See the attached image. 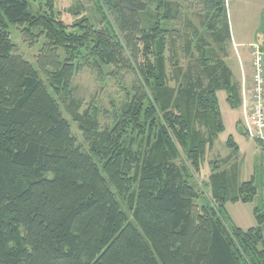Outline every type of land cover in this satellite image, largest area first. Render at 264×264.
<instances>
[{
	"label": "trees",
	"instance_id": "16d2710c",
	"mask_svg": "<svg viewBox=\"0 0 264 264\" xmlns=\"http://www.w3.org/2000/svg\"><path fill=\"white\" fill-rule=\"evenodd\" d=\"M55 1L48 0V14L36 15L27 0H0V264H264V207L254 209L258 226L248 231L226 207L253 203L255 182H234L231 193L227 172L214 170L207 185L213 203L195 186L224 131L218 92L227 93L231 108L242 105L227 63L213 52L231 40L228 0H195L208 37L185 15L188 0H92L102 29L84 20L76 33L54 17ZM185 20L191 32L167 27ZM11 26L27 36L39 30L51 51L66 50L69 58L48 79L72 107L78 58L137 74L111 130H99L97 110L73 111L91 154L78 146L37 69L16 53ZM193 47L208 85L196 89L177 61L170 75L185 85L171 87L167 51L190 57ZM129 136L145 142L142 154L125 148ZM227 146L239 151L233 138ZM116 194L130 201L132 218Z\"/></svg>",
	"mask_w": 264,
	"mask_h": 264
},
{
	"label": "rangeland",
	"instance_id": "374dc122",
	"mask_svg": "<svg viewBox=\"0 0 264 264\" xmlns=\"http://www.w3.org/2000/svg\"><path fill=\"white\" fill-rule=\"evenodd\" d=\"M27 1L33 14L42 15L50 12L48 0ZM227 7L231 40L222 52H219L217 47H213V52L233 69L235 76L232 81L235 83L238 77L240 79L242 77V61H245L246 57L252 59V56L249 55V45L258 43L264 48V0H228ZM53 8L54 17L64 23L68 32H78L74 26L84 20H87L96 30L102 29L92 0H57L53 3ZM201 8L195 0H188L183 4L185 15L191 17L189 19L191 25L198 28L201 37H208L206 27L201 23L197 14ZM106 12L114 27L117 28L113 14L107 10ZM144 19L148 20L146 16ZM187 22L188 20H185L169 24L167 27L191 32L192 30L186 27ZM32 32L34 36H27L22 27L11 26L9 28L10 39L16 46V53L37 69L50 94L58 101L62 115L70 124L71 134L77 140L78 146L86 154H91V145L87 139L89 135L85 136L80 123L73 117V111L83 115L85 112L92 114L95 109L97 114L94 116V122L99 130H111L134 95L133 88L138 81L137 74L128 67H98L91 60L83 61L78 58L75 64L79 67L71 81V91L76 101V106L72 107L68 102H64L62 96L54 93L48 79V73L58 68L69 58L66 50L61 48L51 51L47 47L45 36L39 35V30ZM120 36H122L121 33ZM166 57L169 75L174 63L178 61L186 78L190 79V83L194 84L196 89L206 88L208 80L200 62V50L193 47L190 57L182 49L178 52L168 50ZM246 70L249 72L247 66ZM172 76H169L171 87L177 88L179 84L185 85L184 79L178 83L171 78ZM245 84L248 85V80ZM227 97L225 91L218 92L224 131L214 139L213 147L208 149L202 162L201 173L196 175L195 186L208 202L213 203L212 189L207 185L214 170L227 172L232 183L231 190L233 191L231 193H236L235 183L242 185L253 180L257 190L253 203L229 202L226 206L235 226L248 231L258 226L254 209L264 207V141L257 142L245 135L242 105L238 109L231 108ZM205 134L207 138L210 137V133ZM230 138H233L238 145L237 153L227 146ZM136 139L135 136L126 137L125 148L133 154H142L145 150V142ZM116 197L123 211L132 218L130 201L118 194ZM196 203L201 205L202 201Z\"/></svg>",
	"mask_w": 264,
	"mask_h": 264
},
{
	"label": "built area",
	"instance_id": "2783aa9c",
	"mask_svg": "<svg viewBox=\"0 0 264 264\" xmlns=\"http://www.w3.org/2000/svg\"><path fill=\"white\" fill-rule=\"evenodd\" d=\"M252 75L250 85L243 82V128L247 136L264 141V50L258 43L250 46Z\"/></svg>",
	"mask_w": 264,
	"mask_h": 264
},
{
	"label": "crops",
	"instance_id": "0c3cea01",
	"mask_svg": "<svg viewBox=\"0 0 264 264\" xmlns=\"http://www.w3.org/2000/svg\"><path fill=\"white\" fill-rule=\"evenodd\" d=\"M251 45H249V48H250ZM249 55H251V52H249ZM251 64H252V59H249L248 57H246V60L245 61H242V65H241L242 77H241V79L238 77L237 81L234 83V84L238 85V87L240 89L241 98H242V92H243V82L244 81L246 82V80H248V85L247 86L250 85V78H251V75H252ZM246 66L248 67L249 72H247ZM229 69H230V71H231V73H232V75L234 77L235 75H234L233 69L231 67H229ZM233 77H232V79H233ZM241 109H242V107H241Z\"/></svg>",
	"mask_w": 264,
	"mask_h": 264
}]
</instances>
